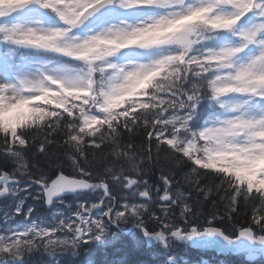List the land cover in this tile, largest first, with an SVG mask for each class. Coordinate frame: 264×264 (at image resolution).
Returning a JSON list of instances; mask_svg holds the SVG:
<instances>
[{"label": "snow or ice", "instance_id": "1", "mask_svg": "<svg viewBox=\"0 0 264 264\" xmlns=\"http://www.w3.org/2000/svg\"><path fill=\"white\" fill-rule=\"evenodd\" d=\"M0 201V264H264V0H0Z\"/></svg>", "mask_w": 264, "mask_h": 264}, {"label": "trees", "instance_id": "2", "mask_svg": "<svg viewBox=\"0 0 264 264\" xmlns=\"http://www.w3.org/2000/svg\"><path fill=\"white\" fill-rule=\"evenodd\" d=\"M39 159L42 160L43 158L40 157ZM155 179H156V176H153V180H155ZM150 227H151V225H150ZM125 238H126L125 240L128 241L126 236H125ZM131 247H132L131 245H128L126 247V250L128 249L129 254L131 253V255H132V257H131L128 254L129 255L128 256V264H144L147 261L150 264H164V261L166 258H161L160 260H153L152 261L146 255L145 249H144V251H136V250L132 249ZM92 250H95V248H93ZM102 250H109L112 253L113 247L103 249L100 246V253L103 252ZM81 251H82V249L78 250L76 255L79 257V259H76V260H72L73 255L71 253H70L71 256L69 253H65V254L60 255L61 258H60L59 264H80ZM96 251H97V249H96ZM97 252H96V254H97ZM142 252H143V254H142ZM180 255L182 257V264H224L225 262L227 264H238V260L235 258H229L227 260V259H224L220 255H217V254H214L211 252H203V251H199V250L198 251L197 250H189V251L181 253ZM41 256H43L42 251H38V252L34 253L31 256L30 264H38ZM69 256H70V258H69Z\"/></svg>", "mask_w": 264, "mask_h": 264}, {"label": "rangeland", "instance_id": "3", "mask_svg": "<svg viewBox=\"0 0 264 264\" xmlns=\"http://www.w3.org/2000/svg\"><path fill=\"white\" fill-rule=\"evenodd\" d=\"M5 207H6V205L2 206V209L5 208ZM51 218H52V213H51ZM46 223H48V222H46ZM124 225H130V226H129V228H127L126 226H121L119 228L120 230H114V228H113L112 230L117 233L115 239H113L112 242L109 243L108 245H103V246H109V245H113V244L118 243L120 241L121 236H122L121 235L122 234L121 231L124 233V232L129 231V229L132 228L131 224H124ZM128 236L131 239V241L133 242V244L135 245V247H141V246H143V244L145 245V241L142 238L139 241H137V239L133 238L132 235L129 234ZM155 247L157 249L159 248L157 246H155ZM120 250H121V248L119 246H115L114 249H113V251L116 252V253H117V251H120ZM158 253H159L158 251H155L153 258L157 257ZM91 258L94 259V255L92 253H88L87 256H86V260H89ZM126 258H127V253H125L122 257H119V258L118 257L116 258V256L113 255L111 260H107V262H108V264H124V259H126ZM224 264H227V263L225 262Z\"/></svg>", "mask_w": 264, "mask_h": 264}]
</instances>
